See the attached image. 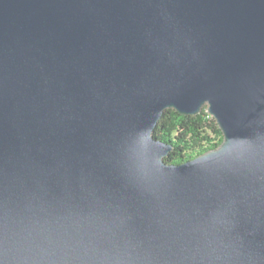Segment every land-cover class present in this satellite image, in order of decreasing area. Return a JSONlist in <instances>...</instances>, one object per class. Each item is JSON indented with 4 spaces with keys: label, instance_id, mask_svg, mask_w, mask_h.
Listing matches in <instances>:
<instances>
[{
    "label": "water",
    "instance_id": "95a60500",
    "mask_svg": "<svg viewBox=\"0 0 264 264\" xmlns=\"http://www.w3.org/2000/svg\"><path fill=\"white\" fill-rule=\"evenodd\" d=\"M0 264H264V0H0Z\"/></svg>",
    "mask_w": 264,
    "mask_h": 264
},
{
    "label": "trees",
    "instance_id": "16d2710c",
    "mask_svg": "<svg viewBox=\"0 0 264 264\" xmlns=\"http://www.w3.org/2000/svg\"><path fill=\"white\" fill-rule=\"evenodd\" d=\"M205 109L195 116L179 115L172 109L163 111L153 135L157 140L171 144L172 150L164 158L165 162H186L220 146L223 135Z\"/></svg>",
    "mask_w": 264,
    "mask_h": 264
},
{
    "label": "bare ground",
    "instance_id": "6f19581e",
    "mask_svg": "<svg viewBox=\"0 0 264 264\" xmlns=\"http://www.w3.org/2000/svg\"><path fill=\"white\" fill-rule=\"evenodd\" d=\"M207 113V112H206ZM208 114V113H207Z\"/></svg>",
    "mask_w": 264,
    "mask_h": 264
}]
</instances>
